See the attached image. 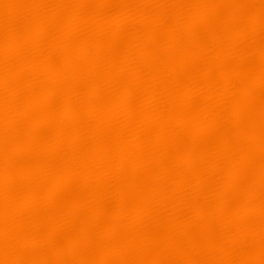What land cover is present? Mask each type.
<instances>
[{
  "label": "bare ground",
  "instance_id": "1",
  "mask_svg": "<svg viewBox=\"0 0 264 264\" xmlns=\"http://www.w3.org/2000/svg\"><path fill=\"white\" fill-rule=\"evenodd\" d=\"M0 264H264V0H0Z\"/></svg>",
  "mask_w": 264,
  "mask_h": 264
}]
</instances>
